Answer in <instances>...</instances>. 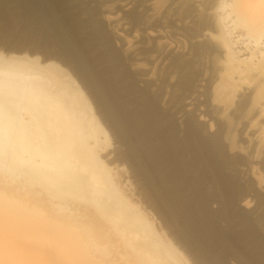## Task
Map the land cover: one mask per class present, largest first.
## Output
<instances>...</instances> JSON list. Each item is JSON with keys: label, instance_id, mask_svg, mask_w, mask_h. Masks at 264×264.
Wrapping results in <instances>:
<instances>
[{"label": "bare ground", "instance_id": "obj_1", "mask_svg": "<svg viewBox=\"0 0 264 264\" xmlns=\"http://www.w3.org/2000/svg\"><path fill=\"white\" fill-rule=\"evenodd\" d=\"M164 1L168 0H143L147 18L154 20L161 14L164 18L166 9L172 11ZM190 1L184 0V5ZM197 1L204 7L202 14L213 22L201 18L203 23H197L202 30L195 35L201 34L210 43H203L201 50L193 46L191 58L173 57L176 46L167 40L164 25L153 31L157 28L146 24L144 31V37L160 49L155 62L169 60L164 86L174 80L179 101L184 99L186 110L197 115L194 123L186 122L185 137L163 118L156 99L142 97L147 94L142 95L131 72L119 66L115 52L108 49L97 54L99 27L93 28L96 33L90 37L85 35V23L81 26L85 33L78 27L81 21L72 29L69 21L74 17L65 18L61 0H0V8L11 13L9 24L25 18L32 28L25 19L20 23L24 21L28 31L35 28L44 33L41 40L55 39L53 49L47 38L43 45L48 48H40L50 54L59 45L69 65L92 83L100 106L127 140L125 158L146 184L152 201L150 194L147 197L174 225L182 222L181 230L176 225V234L183 246L191 248L192 256L202 249L209 257L205 264H230L231 257L242 264H264V236L254 215L239 208L240 204L252 206L257 189H264V0ZM132 3L105 0L104 19L122 30L123 21L115 10L127 12ZM161 8L166 9L159 14ZM171 11L169 15L178 12ZM27 27L22 29L27 31ZM136 37L122 41L131 55L137 53ZM28 39L18 42L46 52L38 49L37 38ZM14 51L0 50V264H191L175 241L126 196L103 159L101 148L111 136L75 78L78 72L59 64L57 53L55 57L46 52L42 60L37 52ZM108 56L113 58L105 59ZM198 56H212V66L197 70L194 59ZM133 66L149 74L142 62ZM207 72L210 79L203 93L205 78L199 79L207 77ZM201 92L206 99L200 103L196 94ZM197 121L207 122V126L200 125L208 127L210 135ZM213 203L220 205L219 212L212 210ZM245 241L251 243L250 248Z\"/></svg>", "mask_w": 264, "mask_h": 264}, {"label": "rangeland", "instance_id": "obj_2", "mask_svg": "<svg viewBox=\"0 0 264 264\" xmlns=\"http://www.w3.org/2000/svg\"><path fill=\"white\" fill-rule=\"evenodd\" d=\"M61 1H62V7L64 8V12H65L64 14L66 15L65 18L69 19L70 15L72 17H74V19L71 17L73 20L69 21L70 23H72V29H73V24H74V27H75L74 30H76L78 27L82 28L81 26H83L84 23H85V25H84V26H86L85 29L87 28L85 35H87V33H88L87 36L90 37L91 35L96 33L95 30L97 29V27H99L98 28L99 34H102V35H99V37H101V38L103 37L105 39H103V38L102 39L101 38L98 39L97 38V41H98L97 42V46H98L97 54L100 53L98 55H101V53L105 52V50L107 51L108 49L112 50L113 53L115 52L116 55H117V60L120 63L119 66H122L121 68L124 69V72L125 71H128L129 73L131 72L130 74L133 75V76L132 75L131 76H132V78L134 77L133 79L136 80V82H137L136 84L138 85L139 89L144 91V92H142L140 90L141 93H143L142 95L147 94V95L142 96V97L150 98V99L153 97L154 99H156V103L159 105V108L162 111L163 118H166V121L169 122L170 125L172 124L171 126H174L175 128H177L178 132L177 131L176 132L181 137H185V133L184 132H186V129H185L186 122L187 121H191L192 123H194V121H196L197 115L193 113V110H186V106L187 105H186V103H184L185 102L184 99L179 101L180 100L179 99L180 96L176 92L177 88H176V86L174 84V82H175L174 80L173 81L171 80L172 83L170 82V84L168 83V84H165V86H164V83H166V82H164V78H165V75H166V71L168 70L167 66H168L169 60H167L166 64L160 63L161 62L160 60H159L160 61L159 63H158V61L155 62L154 59L156 58V60H157V57L159 56L158 52L160 51V49H159V47H157L156 42H154L153 40L149 41V39L147 40L144 37V31L148 27L157 28V29H153V31H159V30L162 29L160 27V25H164L165 30H163V31L166 32V36L168 37L167 40L172 41L174 46H176V48L173 47V49L175 50V53L173 54V57H175V58L179 57L180 58V57L184 56V57H187V58H191L192 56L189 57V55H190L189 53H190V50H192L193 46H195L196 49H198V47H200L199 50H201L203 48L204 44L210 43L208 38H207L208 43H205L206 37L204 38V36H201V34H200L201 37L199 35H195V34H199V32L202 30V25L198 26L199 23H201V24L203 23V21H201V20L202 19L208 20L209 17H210L209 16L208 18H206L205 15L202 14L204 12V7H203L202 3L198 2L197 0H191L192 2L190 1L189 3L187 2L188 4L186 3L187 4L186 5L187 7H186L184 5L185 2H183L184 0H168L166 2L164 1L163 3L166 6V8H168V10L170 8H172V11L176 10V11L179 12L180 15L179 14L177 15L178 12H176V11H175L176 13L173 14L174 16L171 15L172 13H170V15H169V12L171 11V9L169 11H167V9L164 8V9H166V12H168V13H166V12H164L165 10L163 9L164 10L163 11L162 8H161L160 11H162V12L159 11L160 12L159 14L164 12L165 13V17L163 18V14H161V15L155 16L156 19L153 20V18H151L150 16H149L150 18L149 17L147 18L148 10H147V8H146V6L144 4L145 2H142L143 0H128V1H132L133 3L131 4V6L127 10V12L126 11L124 12L121 9L120 10H117V9L115 10L116 13L119 14L120 19L123 21L122 25L123 24L125 25V27L123 25L124 28L122 26L120 27V29H122V30H119L117 28L115 29L112 24H110L108 21H106V19H104L103 12H105V11L103 9H105V7H104L103 3H104L105 0L104 1H102V0H61ZM168 3H170V4H168ZM191 3L194 6L193 5H189ZM181 4H183V5H181ZM181 6H183V7L181 8ZM178 7L180 8L179 10H177ZM182 9H183V11H181ZM200 9H201V11H200ZM0 10H1V8H0ZM2 10H4V9H2ZM2 10H1V12H2ZM4 11L6 12L7 10H4ZM4 11L2 13L0 12V14H2V15H0V50L2 52H4V53H6V52L10 53V51L15 52L14 50H16V52H18L19 50L22 51L24 49L25 52H29L31 54L37 52L38 55L41 56L42 60H43V58H46L48 56L47 53L49 52L46 48H48V47L51 48V46L56 43V40L53 39V38H50V37H45V38L43 37V39L41 40V38H42L41 34L43 36H45V34L42 33V32L36 31L35 28L33 29L34 31H31V29L28 31V29H29L28 27L30 26V24H28V23H30V20H27L25 18H24L25 20L23 18H21V20L23 19L25 22H27V26L28 27L24 26V25H26V23L24 21H22V22H24L25 24H23L21 22L23 27H27V31H26V28L24 29L25 32L22 29L23 27L19 25V24H21L20 23L21 20L19 18H18V20H20L19 22L18 21L14 22V21L11 20L14 25L13 26H7L9 24L8 23V20H9L8 17L10 19H12V17L10 16V14H11L10 12L5 13ZM67 12H68V14H67ZM131 12H133V13L136 12L137 16L134 17L133 16L134 14L133 13L131 14ZM210 12L211 11H208V13H210ZM58 13L60 14V12H57V14ZM150 13H151V11H150ZM200 13H201V15H200ZM60 16H61V14L59 16H57V17L60 18ZM129 16H131V17H129ZM135 19L138 20L139 22L136 21ZM61 20H63L62 16H61ZM210 20H211V22H213L212 21V17H211ZM210 20H208V21H210ZM76 21H78V22H76ZM79 21H81V23ZM12 22H10V23L12 24ZM31 23H33V22H31ZM78 23H80V26H78L76 28V26L79 25ZM11 24H9V25H11ZM75 24H76V26H75ZM146 24H147L148 27L146 26ZM17 26H20L19 28L22 27L21 30H19V28ZM9 27L10 28L13 27V29L11 31H13L15 27H17V28H15V30L13 32H11ZM7 28H9V29L7 30ZM30 28H32V27L30 26ZM83 28H82V30H83ZM93 28L94 29L96 28V29L94 30ZM191 28H192V30H191ZM199 28H200V31H199ZM92 30H94V31H92ZM149 30H152V29H149ZM166 30L168 31V33H167ZM7 31L9 33H7ZM15 31H16V33H14ZM1 32L5 33L6 37H5V34L3 36ZM27 32H29V35L27 34ZM38 32L40 33L39 34V37L41 36L40 38L37 36ZM237 32H238V30L234 31V37H236L238 35ZM84 33H85V31H84ZM26 34L28 36H25ZM155 34L158 35V33H155ZM9 36H14V39L11 40L13 37H10V39H9ZM20 36L21 37L25 36V37L21 38ZM87 36H84V37L86 38ZM104 36H106L107 38L104 37ZM122 36L124 38H122ZM125 37L126 38H130V39H133L134 37H136V39H135L136 46L135 47L137 48V50H136L137 53L136 54L133 53L134 56L137 55L136 58L134 56H132L133 54L131 55L132 52H128L130 54L129 55L127 53V51H125V44L122 42V41L126 42L125 41ZM5 38L6 39L8 38V39L5 40ZM26 38H29L28 40H30V38L31 39L32 38L36 39L35 41L34 40L33 41L36 42L37 44H39L38 49L40 47H42V46L46 47L48 44H50L48 47L45 48L46 50L44 48L43 49L40 48V51L44 50L47 53L44 52V51H43L44 53L36 51L37 50V46H36L35 49H33V47H32L33 44L32 43L31 44L29 43L30 45H32V46H30L32 48H28L29 47L28 43H27V45H28L27 48H26V44H25V48H24L23 47L24 45L19 44L20 42H18V41H19V39H26ZM197 38H199V39H197ZM45 39L47 41H49V43L43 45L44 42H46V41H43ZM99 40H102V41H99ZM33 41H31V42H33ZM108 41H109V43H108ZM241 41H240V43L243 42V41L242 42ZM249 42H251V44H252V41H249ZM200 43H202V44L200 45ZM240 43L237 46H241ZM182 46H183V48H182ZM201 46H202V48H201ZM7 47H8V49H7ZM20 47L23 48V49H21ZM154 47L158 48L157 52L156 51H155L156 53L155 52H149ZM184 47H185V49H184ZM55 48H56V50L57 49L59 50V51L57 50V52H56L58 56L56 55L57 58L55 59L59 64L63 65V67L67 68V69H69L72 66H74V65H72V63L69 65L70 61H67L66 58H64V56H62L59 53L60 49H61V47L59 45L58 46L56 45ZM52 49H53V46H52ZM52 49L50 51V54L48 53L49 56L51 55V52H52L53 56H55V54H56V53H53ZM56 50H54V52ZM182 50H183V52H182ZM171 51H170V53H171ZM147 52H149V54H150L149 56H147V54H148ZM151 54H153V55H151ZM116 55L114 56L112 54V56H114V57H116ZM153 56H155V57H153ZM211 57L212 56H210V57L209 56H198V57H195V59H194L195 60L194 61V67L197 70L200 69V68L204 69V70H208V68H210V66H212V63H213V61H212L213 57L212 58ZM109 58H113V57L108 56L105 59H109ZM136 61H138L139 63L142 62L143 65L147 66V67H145V69L147 70V72H149L148 75H147V73H146V75L141 74L139 72L141 70L136 69L137 67L133 66L134 62L138 63ZM163 66H164L165 69H163ZM72 68H73V70L75 69V72H78L76 70V68H74V67H72ZM134 69H136V70H134ZM204 70H202V72ZM75 72L73 71L72 74H74ZM151 72H154V76H153V73L151 74ZM78 74H80V73L78 72V73L74 74L75 78L77 79V81H81V82H79L80 85L82 84L81 85L82 88H84V91L90 97V100L92 101V104H94L93 105V106H95L94 108H96L97 111H98L97 112L95 110L96 111V115L98 116V118L100 119L102 125L108 130V132H109V134L111 136L110 142L109 143L107 142V144H105V145L103 144V146L101 148V155H102L103 159H105V161L108 164V166L112 168V170H113L112 172H113V174H114V176L116 178V181L118 182V184H120L121 189L123 188L122 190L126 191V192L124 191L126 196H128L129 199H131L134 203L136 202L135 204L140 206V209H142V211L145 214L148 213L147 215L152 219V221L155 222V225L158 228V230L160 229L159 231H161V232L163 231V233L165 232L164 233L165 235H167V236L169 235V237H171V239L175 241V243H176L177 247L179 248V250L184 252L185 254H187L186 256L188 258H190L191 264H205V262L207 261V259L209 257L206 255V253L202 249H201L200 253H198V255L194 254L192 256L193 251L191 250V248L187 247L185 244L183 246V242L180 241L181 239L177 235L179 232H178L176 227L178 226V229L181 230L182 229V222L179 221V224H181V225H179V224H177V222H178V220H177V222L175 221V225H174V222H173L172 218L169 219L167 217L162 216L158 212V210H156V208H154L153 203H151L152 195L150 194V191L148 190V188H144V185L146 187V184L144 183V181H143V183H141L142 180L140 179L141 180L140 181L139 178L136 176V173L134 171V166L131 164V162L129 160H127V158H125V157H127V149H128L127 143H126L127 140H125V138H123L124 137L123 135L121 136V134L119 133V130H117L116 127H114L115 125L114 126L112 125L113 124L112 120L109 119L110 117L107 114H105L106 111L100 106V102H99L98 98L95 96L94 90L92 91V89H93V88H91L93 86L92 83L88 80L89 84L91 83L89 85L88 82L86 80H84L82 76H80ZM204 75H207V77L206 76L205 77L200 76V79H199V81H200L202 78H205L204 82H202V83L199 82V83L202 84V86L205 84L203 87L200 88V91H203V93L205 92V86L208 85V81H206V79L207 80L210 79V72H207ZM77 76H79V77L77 78ZM156 77H157V79H156ZM132 78H129L128 80L129 81L133 80ZM124 81H127V78ZM161 83H163V84H161ZM199 83L198 84L196 83L195 87L197 85H199ZM171 85H172V89H171ZM173 85H174V87H173ZM171 91H172V93H171ZM196 95H198V101L200 103L203 102L206 99V96H201L202 92L201 93H197ZM199 113H200V111H199ZM173 116H174L175 120H174ZM192 117H193V119H192ZM176 123H177V125H176ZM195 123L198 124V127H202V129L205 126H207V122L206 123L205 122L204 123L203 122L199 123L197 121ZM200 124H204L205 126H201ZM206 129H208V127ZM183 130H184V132H183ZM205 132H206L207 135H210L209 129L206 130ZM182 134H184V135H182ZM238 144H240L242 146L243 145L244 146L245 145H249L246 142H238ZM257 167H259L258 170L262 172L260 164H257ZM243 182H244V180H243ZM257 191L259 193L258 194L259 199H258V197H255V198L253 197L254 202H253L252 206H250L248 208V207L243 206V204H240L239 208L242 209L243 211H249L251 216H252V218H253V215H254V218H255L254 220H255L256 224L259 226V229L262 232L261 234L264 236V220H263L264 219V209H263L264 208V206H263L264 205V199L262 198L263 194H264V189L263 188L261 190L257 189ZM149 194H150V197H149ZM253 195H254V193H253ZM147 196L150 198L151 201L149 200V198ZM260 198H262V199H260ZM261 201H262L263 204L261 203ZM258 203L260 204L261 207L258 206ZM219 207H220V205H218L216 203H213L211 208H212V210L214 212H219V210H220ZM220 222L222 223V225L224 227H226L225 225L227 224V222L224 223V221H222V220ZM238 224H240V223H238ZM227 226H228V224H227ZM239 228L241 229V226ZM195 242L197 244H199L198 247L200 248V243H198L197 241H195ZM249 242H251V240H249ZM249 242L248 241L244 242V244L248 245V246H246L247 248L251 247L250 246L251 243H249ZM195 255H197L196 256L197 258L200 256V258L197 259L195 257ZM229 263L230 264H242L240 259L236 258V257L235 258L231 257L229 259Z\"/></svg>", "mask_w": 264, "mask_h": 264}]
</instances>
